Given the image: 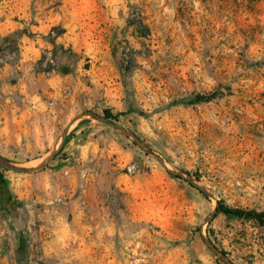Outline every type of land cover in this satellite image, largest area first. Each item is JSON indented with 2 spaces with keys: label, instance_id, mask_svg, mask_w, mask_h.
<instances>
[{
  "label": "rangeland",
  "instance_id": "374dc122",
  "mask_svg": "<svg viewBox=\"0 0 264 264\" xmlns=\"http://www.w3.org/2000/svg\"><path fill=\"white\" fill-rule=\"evenodd\" d=\"M0 159V264H264V0H1Z\"/></svg>",
  "mask_w": 264,
  "mask_h": 264
},
{
  "label": "trees",
  "instance_id": "16d2710c",
  "mask_svg": "<svg viewBox=\"0 0 264 264\" xmlns=\"http://www.w3.org/2000/svg\"><path fill=\"white\" fill-rule=\"evenodd\" d=\"M0 2H1V0H0ZM130 16L133 17L134 19H133V21L130 20L128 24L130 26H134L135 31H137L142 36H147L150 34L149 26L143 22L142 18L140 19V13L138 11L132 12ZM136 20H138V23H136ZM53 34H55L56 36L59 35L58 33L57 34L55 33L54 29H52L50 36L52 37ZM51 43L54 46H56V39H52ZM44 59H45V56L42 57V59L40 60V63H42L44 61ZM126 69L130 70V67L127 66ZM46 71H50V69H48ZM215 96H216L215 93L210 94L208 96H203V97H200V99H197V102L210 101L213 98H215ZM104 115H105V117L111 118V119H116L119 116V114H114L109 109L104 110ZM177 177L181 178L180 175H177ZM5 186H6V180H5L3 173L0 170V190L4 191ZM201 192L203 193V191H201ZM216 211L227 214V215L236 216L239 218L264 220V211H255V210H247V209H242V208L231 207V206H228L222 202L218 203V205L216 207ZM223 253L225 254L224 251H223Z\"/></svg>",
  "mask_w": 264,
  "mask_h": 264
},
{
  "label": "water",
  "instance_id": "95a60500",
  "mask_svg": "<svg viewBox=\"0 0 264 264\" xmlns=\"http://www.w3.org/2000/svg\"><path fill=\"white\" fill-rule=\"evenodd\" d=\"M102 120H103L104 122H106L107 124H109L110 126H112V127H114V128H117V129H119V130L125 132L126 134L132 136V137L138 142V140H137V139H136V138H135V137H134L129 131H127L125 128L120 127V126H118V125H116V124H114V123H110L107 119H104V118H103ZM53 156H54V154L48 156V157L43 161V163L40 165V167L45 166V164L48 163V162L51 160V158H52ZM0 164H1L2 166L8 167V168H12V169H14V170H18V171H21V170H23V171H25V170H32V169H24V168H19V167L11 166V165H9V164L3 162L1 159H0ZM198 189H199L200 191H203V192H204V189H203V188L198 187ZM206 242L212 247V249H213L215 252H218L217 249H216L214 246H212L211 243H210L208 240H206ZM226 261H227V260H226ZM227 263H228V264H232V263L229 262V261H227Z\"/></svg>",
  "mask_w": 264,
  "mask_h": 264
}]
</instances>
